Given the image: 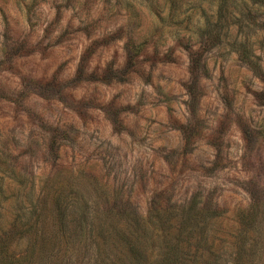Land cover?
<instances>
[{"label": "rangeland", "instance_id": "rangeland-1", "mask_svg": "<svg viewBox=\"0 0 264 264\" xmlns=\"http://www.w3.org/2000/svg\"><path fill=\"white\" fill-rule=\"evenodd\" d=\"M0 264H264V0H0Z\"/></svg>", "mask_w": 264, "mask_h": 264}, {"label": "trees", "instance_id": "trees-1", "mask_svg": "<svg viewBox=\"0 0 264 264\" xmlns=\"http://www.w3.org/2000/svg\"><path fill=\"white\" fill-rule=\"evenodd\" d=\"M251 1V3H259V2H261V1H263V0H250ZM220 16H217V18H219Z\"/></svg>", "mask_w": 264, "mask_h": 264}]
</instances>
